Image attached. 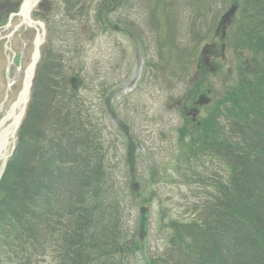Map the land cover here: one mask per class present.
<instances>
[{"label":"rangeland","instance_id":"1","mask_svg":"<svg viewBox=\"0 0 264 264\" xmlns=\"http://www.w3.org/2000/svg\"><path fill=\"white\" fill-rule=\"evenodd\" d=\"M45 1L40 0L31 14L34 21L43 25L45 39L23 119L27 118L28 124L20 128L15 143L11 144V138L2 139L4 147L9 143L4 154L6 160H11L22 134L39 138L38 134L43 135L45 131L39 146L50 151L54 150L52 147H59L54 141L60 136L56 121L58 112L64 113L72 121L67 129L74 131L68 137L70 142L76 139L87 142L90 137L97 147L96 154L76 149L70 163L74 164V170L84 175H94L99 168L98 172L106 173L104 189L121 202L118 229L124 231L128 239L123 244L128 246L134 240L129 246L130 252L117 250L103 259H83V264H207L208 261L230 264L224 256L212 261L184 253L183 246L179 247L184 243H179L177 235L185 230L182 225L194 218L198 206L195 204H200L202 211L204 201L219 194L216 188L192 182V178L217 174L226 177L229 184L233 179L230 168H223L214 154L200 146L213 134L212 131L207 134L209 123L214 126L216 121L226 127L224 132L230 141H239L228 127L226 108L230 103L229 93L234 92L232 86L238 83V71L240 75L244 69V55L250 52L239 44L240 31L237 32L233 25L225 40L228 45L225 59H217L218 68L213 72L203 53L204 46L216 39L221 16L236 0H199L200 6L196 0H161L163 16L157 6L158 0H47L51 3L49 13L40 10ZM237 1L242 8L249 5L247 0ZM198 8H202L205 16L197 14ZM243 17L238 14L237 23ZM168 19V25L174 21L169 36L177 37L180 43L183 40L179 46L181 51L159 44L170 27L167 25L166 31H157L154 22L164 23ZM114 24L120 32L111 28ZM238 35L240 39L236 42ZM35 40L36 31L27 27L23 18L15 17L9 24L7 16L0 22V125L23 89L25 73L35 52ZM166 44L171 46L172 43L166 41ZM53 58L63 59L61 68L55 72L44 69L47 61ZM45 72H48L49 88L52 81L49 72L56 75L59 94L44 92L46 83L43 79L39 81ZM72 78L79 79V82L75 80L76 91L70 83ZM210 86L213 88L211 104L203 105L202 114L197 115L196 120L184 118L175 103L183 100L189 106L207 91H212ZM61 92L65 96H60ZM224 100L226 105L221 106ZM38 108L44 111L42 119ZM36 115V121L30 124ZM74 117L78 121H73ZM11 123L7 122L6 128ZM130 145L131 152L128 151ZM101 154L105 156L100 157ZM25 155L28 160L33 156L42 163L38 149L29 150ZM63 156L68 157L66 152ZM44 158L48 159L49 154ZM3 163H0V171ZM27 168L31 171L32 166ZM38 175L43 180L48 176ZM81 180L82 175L78 182ZM136 183L139 187L132 189ZM69 193L66 189L54 194L57 205L51 206L48 212L55 224L62 214L63 218L74 214L70 211ZM141 207L150 210L149 231L143 242L136 236ZM172 221L178 225L171 224ZM62 222L68 221L63 219ZM59 229L56 226L52 230L47 228L44 238L32 234L34 244L27 243L21 236L20 245H15L11 253L0 254V264H71L59 252L66 244ZM183 235L189 233L184 231Z\"/></svg>","mask_w":264,"mask_h":264},{"label":"trees","instance_id":"2","mask_svg":"<svg viewBox=\"0 0 264 264\" xmlns=\"http://www.w3.org/2000/svg\"><path fill=\"white\" fill-rule=\"evenodd\" d=\"M246 3L249 5L243 8L245 17L239 21L242 33L239 44L252 53L254 69L251 75L243 74L238 83L233 84L234 92L229 93L230 103L226 108L228 127L239 141H230L224 132L226 127L216 121L214 126L209 123L207 134L210 131L213 134L200 146L214 154L223 168H230L233 179L229 184L226 177L217 174L192 178V182L216 188L219 194L204 201L202 211L200 204H195L198 206L194 218L182 225L185 230L178 233L177 240L184 243L179 247L183 246L184 253L189 255L212 261L224 256L230 264H264V0H247ZM225 103V100L220 102L221 106ZM68 117L64 115V124L69 123ZM38 137L26 140L23 134L20 136L15 155L0 182V254L11 253L15 245H20L21 236L27 243L34 244L32 234L44 238L43 232L55 226L61 228L59 234L66 243L59 252L71 264H83V259L106 258L114 254L115 249L132 251L129 246L134 240L125 246L128 239L124 231L118 229L121 202L104 189L106 173L98 172L99 168L94 175H84L70 163L71 154L76 149L85 150L87 143L80 139L70 142L69 138L61 137L56 140L60 146L55 149L50 145L54 149L50 151L39 146V141L44 139L40 134ZM32 149L39 150L43 164L33 156L28 160L25 154ZM64 152L69 160L63 156ZM46 153L49 158L44 160ZM31 166L30 171L27 167ZM40 173L48 174L47 178L43 180ZM81 175L82 180L78 182ZM66 189L71 193L70 211L74 214L66 218L62 214L55 224L48 210L57 205L54 194ZM63 219L68 222H62ZM171 224L178 225L176 221ZM184 231L189 235H183ZM207 264L217 263L208 261Z\"/></svg>","mask_w":264,"mask_h":264},{"label":"flooded vegetation","instance_id":"3","mask_svg":"<svg viewBox=\"0 0 264 264\" xmlns=\"http://www.w3.org/2000/svg\"><path fill=\"white\" fill-rule=\"evenodd\" d=\"M159 1V2H158ZM157 1V6L160 8V12H161V14H162V16H163V11H164V7H163V4H162V2H161V0H158ZM161 2V3H160ZM164 5H168L167 3L166 4H164ZM117 5H115V7H116ZM116 9V8H115ZM8 14H10V13H5V14H3L2 15V17L0 18V22L4 19V18H6L7 16H8ZM154 14H155V16H156V18L159 20V18H158V14H156V12H154ZM168 17H171V15H169ZM172 18V17H171ZM168 21H169V19L167 20V22H164V23H162L161 21H160V23L159 24H156L155 22H154V24L155 25H157L158 27L156 28L157 29V31L158 30H160V31H162V30H167L165 27L168 25ZM172 21H173V19H172ZM172 24L174 25V21L170 24V25H168L169 27H170V30L165 34V39L164 38H161L159 41V44L160 45H165L166 46V48L167 47H169V49H171V50H174L173 48L175 47L177 50H179L180 48H179V46H182V39H181V43H180V41H178L177 40V37L176 38H171L170 36H169V32H171L172 30H173V28H172ZM233 24V23H232ZM231 23L230 24H228V25H226L224 28H222L220 31H218V30H216V36L218 37L217 38V40H213L210 44H208L209 45V47H207V49L206 50H204V56H205V61H206V64L208 65V66H217L218 67V58L220 57L221 59H223L224 58V52H222L221 51V44L223 43V41H222V39L224 38L225 39V37H226V35H227V32H228V30H229V28L231 27V25H232ZM112 29L114 30V31H116V32H120L121 31V29L116 25V24H114V26L112 27ZM172 33V32H171ZM163 35V33L162 34H160V36H162ZM179 37H180V35H179ZM222 38V39H221ZM164 39V40H163ZM166 41L168 42V43H172V44H170L171 46H169V45H167L166 44ZM173 47V48H172ZM54 62L55 63H57L55 60H54ZM197 101H198V99H197ZM197 101H195V102H193L191 105H189L188 106V102L187 101H183V100H180V101H178V102H176L175 103V106H176V108H177V110L178 111H180L181 112V114L182 115H184V118L187 116V117H190L191 118V120L192 121H194V120H196L197 119V115L198 116H200L201 114H202V110H203V106L202 107H200V106H198L196 103H197ZM187 102V103H186ZM195 109H197L198 110V112H196L195 111ZM195 116V117H194ZM186 117V118H187ZM189 120V119H188Z\"/></svg>","mask_w":264,"mask_h":264},{"label":"water","instance_id":"4","mask_svg":"<svg viewBox=\"0 0 264 264\" xmlns=\"http://www.w3.org/2000/svg\"><path fill=\"white\" fill-rule=\"evenodd\" d=\"M18 6H19V3H12L11 1H7L5 4H0V15H2L4 12L12 11L16 7H18ZM235 11H236V8L233 7L223 17V21H222L221 25L224 23V21L228 20L230 18V16L234 15ZM25 14L28 15V11H25ZM37 60H38V57H35L34 58V61H33V64L30 67V70H29V81H31V77H32L31 74H32V72H33V70H34V68L36 66ZM29 87H30V84L26 83L25 84L24 91L21 94V100H23L22 101L23 104L24 103H27V101H28ZM203 101H205V98L204 97H201L199 103L201 104V103H203ZM22 116H23V113H21V114L18 115L17 118H18V121L19 122H20ZM19 122L16 123V125L19 124ZM147 227H148V209H145L144 208V209L141 210V214H140V218H139V223H138V230H137V235H138V237L141 240H143L145 238L146 234H147Z\"/></svg>","mask_w":264,"mask_h":264},{"label":"bare ground","instance_id":"5","mask_svg":"<svg viewBox=\"0 0 264 264\" xmlns=\"http://www.w3.org/2000/svg\"><path fill=\"white\" fill-rule=\"evenodd\" d=\"M39 1L40 0H26L25 4H24V10L25 11L33 10L35 8V6L39 3ZM28 79H29V77H28ZM27 81H29V80H27ZM20 105H21V102H20L19 106ZM8 121L9 120H7L2 126L4 128V130H0V163L5 160L6 156L4 154L8 148V144H9V143H6V145L4 147L5 143H3V140H2V137L8 134V131L6 130V125H5V124H7ZM10 130L11 129H9V131ZM10 138H11V136H10Z\"/></svg>","mask_w":264,"mask_h":264}]
</instances>
